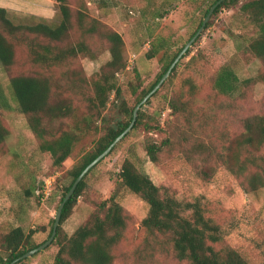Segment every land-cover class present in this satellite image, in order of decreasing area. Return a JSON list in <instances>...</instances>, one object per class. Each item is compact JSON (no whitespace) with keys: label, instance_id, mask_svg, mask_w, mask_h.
Wrapping results in <instances>:
<instances>
[{"label":"rangeland","instance_id":"obj_1","mask_svg":"<svg viewBox=\"0 0 264 264\" xmlns=\"http://www.w3.org/2000/svg\"><path fill=\"white\" fill-rule=\"evenodd\" d=\"M69 4L75 17L68 43L74 45L85 41L91 50L90 55L81 54L66 67L46 70L35 66L30 61L28 48L25 44H19L13 67L7 70L0 65V88L10 95L11 74L42 73L54 81H69L75 74L83 88H74L73 91L64 89L62 95L63 98L68 97V101L77 109L78 116L84 115L88 98L94 97L95 93L91 80L111 58L110 43L104 37L101 27L93 33H85V29L97 21L118 32L126 45L128 68L117 75L122 95L117 99L116 92H112L103 113L114 117L117 110L115 101L118 104L125 101L130 109L136 108L143 91L149 90L162 72L160 57H147L151 41L162 37L167 41V49L177 51L190 38L198 22L204 19L213 2L109 0L108 6L103 7L97 0H69ZM0 7L6 8L9 17L17 24L35 25L45 22L55 26L61 21L56 0H0ZM77 20H82L84 28ZM208 23L210 27L193 44L190 56L179 62L176 76H169L159 91L140 109L147 120L152 123L159 121L166 132L149 133L143 128L131 129L87 177L85 196L79 198L72 216L62 225L68 236L97 210L100 203L111 198L116 191L122 164L130 159L156 185L167 187L187 201L201 199L207 208V215L222 230L223 239L215 245L216 248L229 246L249 264H264V187L247 192L242 186V179L222 166L211 181L203 180L196 172L195 162L190 161L185 154L190 149L188 143H185V148L162 153L159 163L152 162L146 151L147 142L161 143L168 135L174 141L185 135H194L192 124L173 115L169 107L173 92L187 89L186 79L193 80L197 87L191 106L192 121L199 130V138L205 144L212 142L221 150L222 140H229L243 131L245 118L264 113V64L245 51L256 29L247 24L240 12V5L222 9ZM197 55L200 60L191 62L192 57ZM223 66L233 68L241 79L255 78L257 82L244 89L243 97L222 96L214 90L213 80ZM134 88L137 89L136 93H133ZM12 106V111L0 110L10 131L3 145L4 153L0 155V241L13 227L21 226L27 234L35 232L31 242L41 245L49 239L51 220L56 218L61 204L62 187L70 184L68 172L85 153L94 149L102 133L79 142L72 156L62 167L57 168L40 152L39 142L28 128L25 116L16 110L14 102ZM200 123L201 128L197 127ZM99 125H102L101 121ZM46 179L54 180L50 191L44 189L49 195H28L30 188L43 186ZM117 200L131 221L126 238L114 249L113 264H188L178 261L173 250L166 246L145 248L141 225L149 207L139 196L124 188L118 190ZM58 250L56 244L50 245L31 257L26 264H53Z\"/></svg>","mask_w":264,"mask_h":264},{"label":"trees","instance_id":"obj_2","mask_svg":"<svg viewBox=\"0 0 264 264\" xmlns=\"http://www.w3.org/2000/svg\"><path fill=\"white\" fill-rule=\"evenodd\" d=\"M56 1L59 4L61 21L55 26L45 22L35 25L17 24L9 17L7 9L0 7V65L3 68L10 70L13 67L19 44H25L28 48L30 61L35 66L46 70L58 66L66 67L81 54L90 55L91 50L85 41L74 45L68 43L70 31L74 27L75 14L69 0ZM97 1L103 7L108 6L109 0ZM217 1L219 0H212V6ZM238 5L247 24L256 29L255 36L246 45V54L264 64V0H225L216 8L213 15H217L224 8L230 9ZM210 9L206 11L205 17ZM76 14L81 16L80 13ZM204 19L198 22L187 42L202 26ZM77 21L84 28L82 20ZM98 27L102 28L104 37L110 43L111 58L91 80L95 93L94 97L88 98L84 115L78 116L77 109L68 101V97L63 98L62 95L64 89L73 91L74 88L75 90L83 88L82 82H77L75 74L69 81H54L42 73L11 74L10 95L0 88V110L12 111V102L16 104V110L25 116L28 128L38 140L40 152L57 168L62 167L72 156L79 142L91 135L102 133L94 149L85 153L68 172L70 184L62 187L61 202L83 170L101 155L133 120L135 108L130 109L125 101L121 104H118V101L114 102V106H117L114 117L103 115L110 94L115 91L117 99L122 95V90L117 84V75L127 70L128 60L125 55V42L118 32L95 21L90 28L85 29V33H93ZM209 27L210 23H207L205 29ZM186 43L172 52L171 49H167V41L164 38L157 37L151 41L147 57L149 59L160 57L163 64L162 72L149 90L143 91L139 103L159 83ZM62 44L65 46H61ZM191 52L190 48L184 58L189 57ZM199 55L192 57L191 62L200 60ZM178 64L170 75L172 78L176 76ZM256 82L255 78L241 79L233 68L223 66L213 80V87L222 96L243 97L244 89ZM185 86L187 89L182 88L173 92L169 107L173 115L182 117L188 124H192L195 133L192 137L185 135L176 141L168 135L161 143L147 142L146 151L150 160L159 163L162 153L185 148V143H188L190 149L185 154L190 161L195 162L196 172L203 180L211 181L218 168L222 166L238 179H242V186L247 192L264 187V113L245 118L242 123L243 131L229 140H222L219 150L212 142L205 144L199 138V130L197 131L193 125L191 109L197 87L191 79L185 80ZM136 92L137 89L134 88L133 93ZM2 116L0 114V155L4 153L3 145L10 136ZM99 121L102 123L101 126ZM199 126L202 127L201 123L197 127ZM137 128H143L149 133L166 132L159 121L150 122L142 111H139L133 127L134 130ZM195 137V142L191 143ZM101 162L85 176L63 209L57 235L51 244L59 247L53 264L114 263V249L126 238L131 221V217L117 200L118 190L124 188L139 196L149 207V212L141 225L145 235V248L166 246L173 250L178 261L188 264H249L231 247H215L222 242V230L220 225L207 215V208L201 199L187 201L167 187L156 185L150 176L141 172L130 159L122 164L119 179L116 181V191L111 198L100 203L97 210L71 236H68L62 225L72 216L79 198L85 196L87 177ZM44 189L45 184L36 189L33 186L27 193L30 196L35 194L40 196ZM54 223L55 219H52L49 238L53 233ZM32 234L35 232L27 234L21 226L13 227L4 234L0 241V264H11L15 259L40 246L31 242ZM29 259L17 264H26Z\"/></svg>","mask_w":264,"mask_h":264},{"label":"water","instance_id":"obj_3","mask_svg":"<svg viewBox=\"0 0 264 264\" xmlns=\"http://www.w3.org/2000/svg\"><path fill=\"white\" fill-rule=\"evenodd\" d=\"M225 0H219L217 1L209 10L207 16L205 17L202 26L199 28V30L196 32V34L191 38V40L189 42L186 43V45L184 46V48L182 49V51L179 53L178 57L175 59V61L172 63V65L170 66L169 70L166 72L165 75H163V77L161 78V80L159 81V83L153 88V90L148 93L144 99L136 106L135 110H134V115H133V120L130 123L129 127L101 154L99 155L92 163H90L84 170L83 172L80 174V176L76 179V181L74 182V184L72 185L71 189L69 190V192L66 194L64 200L61 202L58 211H57V215L55 218V223H54V227H53V233L51 235V237L43 244H41L40 246H38L37 248L28 251L27 253H25L24 255L20 256L19 258L15 259L11 264H17L22 260H25L27 258H31L34 255L38 254L39 252L45 250L46 248H48L53 241L55 240V237L57 235V231H58V227L61 223V218H62V213H63V209L67 203V201L69 199H71V197L74 195L78 185L81 183V181L85 178V176L102 160H104L110 153L111 151L114 149V147L131 131V129L134 127L137 117L139 115V111L141 109V107L143 105L146 104V102L157 92L159 91V89L162 87V85L164 84V82L167 80V78L171 75L173 69L175 68V66L184 58L185 55H187V52L189 51V49L193 46V44L196 42V40L201 36V34L203 33V31L205 30V27L208 23V21L212 18V15L214 14L216 8L221 5Z\"/></svg>","mask_w":264,"mask_h":264},{"label":"built area","instance_id":"obj_4","mask_svg":"<svg viewBox=\"0 0 264 264\" xmlns=\"http://www.w3.org/2000/svg\"><path fill=\"white\" fill-rule=\"evenodd\" d=\"M53 182H54V180L52 181V179H51V181H50V179H46L44 181L46 191H50V189L53 186ZM46 191L44 190V194L46 193L47 195H49V192H46Z\"/></svg>","mask_w":264,"mask_h":264}]
</instances>
